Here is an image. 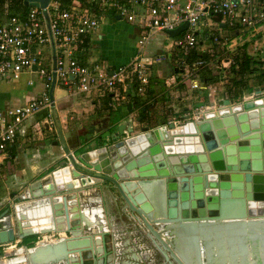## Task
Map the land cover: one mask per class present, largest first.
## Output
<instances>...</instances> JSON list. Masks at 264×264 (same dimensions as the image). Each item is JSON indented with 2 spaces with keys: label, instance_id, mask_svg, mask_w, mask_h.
<instances>
[{
  "label": "water",
  "instance_id": "water-1",
  "mask_svg": "<svg viewBox=\"0 0 264 264\" xmlns=\"http://www.w3.org/2000/svg\"><path fill=\"white\" fill-rule=\"evenodd\" d=\"M49 1L23 0V4L44 9ZM186 26L187 22H183L166 33L175 37ZM54 84L53 75L48 92L51 107ZM210 109H202L199 118L178 124L171 121L154 128L145 125L137 133L134 121L124 120L117 124L115 132L100 135V147L82 152L69 149L62 126L54 117V144L62 148L63 160L35 188L32 196L38 202L32 210H26L29 216L20 215L23 210L18 212L23 209L19 207L23 202L14 204L15 224L7 212L0 213V245L13 242L16 236L20 239L38 232L51 231L57 236L46 244L44 237L32 247H23L22 254L26 255L11 261L109 264L106 231L102 227L91 228V233L84 234L89 220L85 211L77 210L80 193L103 181L113 185L129 211L153 236L164 258L176 264H191L179 243L185 234L193 237L195 264H200L199 237L205 225L216 226L226 221L225 228L253 224L264 229V96L243 97L239 102L225 98L220 108ZM118 110L121 117H126L132 113V103L127 102ZM140 120L139 116L135 122ZM104 139L113 141L107 143ZM90 154L96 159L90 160ZM152 179L165 186L163 200L151 194ZM75 191L77 194L71 195ZM235 208H239L238 212L232 213ZM41 216L47 227L25 229V221ZM245 218L249 220L243 221ZM31 223L34 228L38 225V221ZM156 224H163V229L157 230ZM162 230L174 238L164 237ZM93 234L99 239L94 240ZM95 243H101V249Z\"/></svg>",
  "mask_w": 264,
  "mask_h": 264
},
{
  "label": "crops",
  "instance_id": "crops-1",
  "mask_svg": "<svg viewBox=\"0 0 264 264\" xmlns=\"http://www.w3.org/2000/svg\"><path fill=\"white\" fill-rule=\"evenodd\" d=\"M110 18L112 17L109 16ZM114 20L115 23H110V25L122 29L119 38L122 37V34H127L134 27L123 21ZM99 27L90 36V45L96 57L101 58V61H104V63L110 64L106 58L101 56L102 46L100 42L105 41V29H103L104 31H99ZM154 34L164 35L165 33L153 32L151 36ZM165 35L171 37L169 34ZM107 37L108 34L106 33ZM126 38L124 37V40ZM247 39L243 44L245 48H237L230 53L237 62H240L245 55L250 57L251 62L257 61L256 58L253 59L251 57L254 50L259 51L257 53L259 56L264 53L263 48H261L264 43V34H248ZM249 46H252L253 49H249ZM213 47L217 50H212ZM194 50L203 53L206 62L198 70L196 77L200 88H192L190 86L191 81L183 79L180 73L182 65L192 63V60L187 58L192 50H189L186 54L182 52L183 55L181 50L177 48L170 50L167 48L166 51H169L170 53L168 54H171L170 57L168 54L165 56L168 61L163 59L164 56H157L155 60V63L158 65L156 67V77H153L149 73V64V83L146 91L142 95H135L131 98L139 99L140 106L127 100L117 105L116 109H113L108 106V97L87 96L83 93H73L67 87H62L61 85L54 86V106L51 107L49 102V106L34 115L27 123L29 126L27 127L25 136H19L13 144L9 145L4 154L0 155V182L4 184L3 187H0V192H3L0 195V213L7 212L11 222L14 220V204L15 200L19 199L15 194L18 193L19 196L27 199L23 202L24 210H32L35 207L33 204L38 202V199L34 200L35 198L32 196L33 192L36 191L35 188H37L39 183H44V178L50 176L55 165L63 160L64 152L62 148L59 144H54V141L57 140L56 128L53 123L54 117L58 119L62 126L69 149L71 151L79 150L82 152L83 150L86 151L100 147V135L106 131L115 132L117 124L124 120L131 119L132 122L134 121V133H137L145 125L154 128L162 124L166 125L171 121L178 124L191 118H199L202 109L209 106L210 110H217L221 107L225 98L239 102L243 97L253 98L262 94L261 92L264 90V87L258 83L252 84L248 79V77L258 74V70L254 74L239 75L244 85H240V83L232 85L231 77L227 79L220 77L216 82H204L203 76H211L208 72L214 74L215 70L218 69L214 59H216L219 49L218 46L205 41L204 45L198 43ZM115 52L118 55L120 54L119 49H116ZM180 54L184 57H178ZM128 57V60L124 63H111L110 65L125 64L131 59V57ZM173 57L176 59L173 60ZM258 61L264 65V59L259 58ZM255 67H257L256 69L264 68V66H258V64L250 65V69ZM28 80V74H22L18 80L0 82V106L6 107L23 103L29 99L38 97L36 84H29ZM257 90H259L258 94ZM232 95H237L238 98H231ZM127 102L132 103V113L126 117H121L118 108L125 106ZM139 116H142L141 120L135 122V119ZM104 141L109 143L113 140L104 139ZM150 182L151 194L157 197V199L163 200L165 198V186L161 181H157L156 179H152ZM140 188L142 187L140 186ZM76 194L77 191L71 193L73 196ZM80 198V206H78L77 210L81 209L85 211V215L89 220L83 233H91V228L99 230L100 227L106 231V247L109 252L107 263L176 264L173 260H166L164 258L153 236H151L137 216L129 211L112 184L103 181L100 185L91 186L85 193H80ZM238 209L235 208L234 211L232 210V213L238 212ZM20 211L22 210L20 209ZM27 213L30 214V212ZM242 220L248 221L249 219L245 218ZM32 221L34 222L35 220ZM44 223V220L38 221V227H47L48 224ZM220 223V225L216 226L205 225L203 226L204 232L201 233V236L198 234L200 236V264H264L262 261L264 258V242L262 243L264 240L263 226L252 224L251 227L249 224L246 226L233 224L225 228L226 221H220ZM231 223H236V221ZM6 224L11 223L10 221H6ZM88 226L90 228L87 229ZM163 226V224L155 225L157 230L163 229ZM162 232L164 237L174 238V235H170L168 232H164V230ZM46 234V236H42V238L46 237V240H43L45 241L44 244L52 242L56 238L55 236H57L52 233L51 235L49 233ZM257 234L260 235V238L257 237ZM60 236L65 235L62 234ZM93 238L94 240H98L99 236L93 234ZM22 239L16 236L13 242L3 244L5 246V254L18 253L17 257L19 258L22 255H26V253L22 254V248L32 246L21 244ZM41 239L38 237L37 241ZM37 241L30 242L35 245ZM179 243L182 245L187 259L190 260L189 262L195 264L193 237L185 234ZM94 246L101 249V243H95ZM11 260L6 259V256L0 257L1 264H21L20 262H22V259L15 262ZM96 264L101 263L99 261Z\"/></svg>",
  "mask_w": 264,
  "mask_h": 264
},
{
  "label": "built area",
  "instance_id": "built-area-1",
  "mask_svg": "<svg viewBox=\"0 0 264 264\" xmlns=\"http://www.w3.org/2000/svg\"><path fill=\"white\" fill-rule=\"evenodd\" d=\"M98 15L114 19L118 15L120 21L139 28L144 32L139 40L143 48L153 32L167 34L187 22L166 47L184 53L198 43L211 42L219 49L214 62L222 79L238 68L230 53L243 46L248 34H264V0H72L68 8L50 0L44 9L29 6L25 12L4 15L0 17V82L28 74L29 84L42 83L38 97L0 106V155L24 137L28 121L49 106L53 75L54 86L108 97L113 109L146 91L147 58L137 53L127 63L113 66L93 53L90 36L99 27ZM223 27H228L227 34L222 33ZM205 64L199 58L182 65L181 77L189 79L192 88H200L196 77Z\"/></svg>",
  "mask_w": 264,
  "mask_h": 264
},
{
  "label": "rangeland",
  "instance_id": "rangeland-1",
  "mask_svg": "<svg viewBox=\"0 0 264 264\" xmlns=\"http://www.w3.org/2000/svg\"><path fill=\"white\" fill-rule=\"evenodd\" d=\"M98 19H99V25H100L99 31H104L103 29H105V31H104L105 41L100 42V44L102 46L101 56L103 58H106L110 64L111 63L119 64V63L126 62L128 60L127 59L128 56H129L128 58H130V57L134 56L135 54L140 53L143 58H147L148 61H150L149 73L153 77H156V75H157L156 67L158 66L155 63L156 57L161 55V56H164L163 59L168 61V59H166L165 56H167V54L170 52L166 51V49H167L166 44L169 42V39H171V37H169L168 35H165V34L164 35H162V34L155 35L154 34V35L150 36V38L146 42V45L143 48L141 43L139 42V40H140V37L142 36V34H144V32H140L139 28L133 27V29L131 31L127 32V34H122V37L119 38V35L122 32V29L121 28L119 29L114 25H110V23H113V24L115 23L114 19H112V18L109 19L108 15H103V16L98 15ZM222 29H223L222 33L227 34L228 27H223ZM106 33L108 34L107 38L109 40L106 38ZM259 34H263V33H259ZM124 37H127V38L124 40ZM262 46L263 47H261V48H263V50H264V43L262 44ZM239 48L243 49V48H245V45H244V47L242 46ZM250 48H252V46H249V49ZM116 49L120 50L119 55L115 52ZM212 50H217V49L213 47ZM187 52L188 51H184V53H187ZM257 53H259V51L254 50L253 55H251V57L253 59L256 58L257 61L259 58L264 59V53H262V55H260L261 57ZM174 57H173V60L176 59ZM254 64H258V66H264L259 61L257 63H254V62L251 63V65H254ZM256 68L257 67H255V69ZM256 70H258L259 72H262V71L264 72V68L256 69ZM230 71H232V70H230ZM248 79L252 82V84L258 83L259 85H262V87H264V74L260 75L258 73L255 76L248 77ZM36 81H37L36 91H39L41 88L42 82L40 80H36ZM263 92H264V90L261 92L262 94L258 95L257 97H261L262 95H264ZM3 186H4V184L2 182H0V187H3ZM5 189H6V187H5ZM4 192H6V190H4ZM1 193L3 194V192H0V195H2ZM21 195H22V193H21ZM15 196H17V198H19V199L15 200V203L24 202L25 200H27V199H24L23 196H19V193L15 194ZM12 224H15L14 220L12 221ZM48 233L50 235H51V233L53 234V232H51V231ZM42 235H47V234H44L41 232L30 234L31 238H33L34 236H37L36 237L37 240H38V237H40V239H41ZM52 238H54V237H52ZM4 247H5L4 245L0 246V257L6 256V259H13L14 257H17L18 253H16V254L15 253L14 254L13 253H6L5 254Z\"/></svg>",
  "mask_w": 264,
  "mask_h": 264
},
{
  "label": "trees",
  "instance_id": "trees-1",
  "mask_svg": "<svg viewBox=\"0 0 264 264\" xmlns=\"http://www.w3.org/2000/svg\"><path fill=\"white\" fill-rule=\"evenodd\" d=\"M56 1L59 2L62 8H68L70 7L72 3V0H56ZM28 9H29V6H25L23 4V0H0V17H3L4 15H12L18 12H25ZM204 57H205L204 54L199 53L198 50H192L190 52V55L187 56V58H189L192 61L199 59V58H202L203 60H205ZM251 63L253 62L250 61V57L245 55L244 58L240 62H238V68L236 69L232 68V73H231V78H230L232 85H237L239 83L240 85H244V82H242V79L239 77V75L241 76L250 75L256 72L255 68L250 69ZM254 63H257V61H254ZM215 71L216 72L214 74H211L210 72H208V74L211 76H203V81L204 82L218 81L220 77H222V74H221V71H219V69H216ZM259 74L262 75L264 74V72L263 71L259 72ZM231 98H238V96L232 95ZM132 102L133 104L137 106L141 105L140 100L137 98L132 99ZM36 237L37 236H34L33 238H31L30 235L23 237V239L21 240V244H27L28 246H33V244L30 241H36L37 240Z\"/></svg>",
  "mask_w": 264,
  "mask_h": 264
},
{
  "label": "bare ground",
  "instance_id": "bare-ground-1",
  "mask_svg": "<svg viewBox=\"0 0 264 264\" xmlns=\"http://www.w3.org/2000/svg\"><path fill=\"white\" fill-rule=\"evenodd\" d=\"M93 156H94V155H91V154L89 155L90 160H94V159H96L95 156H94V157H93ZM19 207H23V209H21V210H23L22 212H24V213H22V212H20V210H19L18 212L22 213V214H20V215H22V216H23V215H25V216H29V215H30L29 213L26 212V210H24V204H23V203H22V205H20ZM43 220H44V219H43V216H41L40 218L35 219V221H40V222L43 221ZM31 221H32V220L28 219L27 221L24 222L23 226H25V229H26V230H31V229L34 230V229H36V228L39 229L38 225H37L35 228H34V227H31V226H33L32 223H31ZM40 228H41V227H40ZM44 228H45V227H44ZM257 230H259V229L257 228ZM261 230H262V229H261ZM62 234H64V233H61V235H62ZM186 256H187V255H185V257H186ZM188 261H190V260L188 259ZM247 261H248V260H247ZM249 263H250V261H249Z\"/></svg>",
  "mask_w": 264,
  "mask_h": 264
}]
</instances>
